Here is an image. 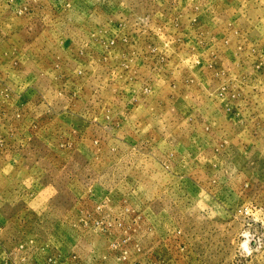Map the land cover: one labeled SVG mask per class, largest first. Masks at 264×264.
I'll use <instances>...</instances> for the list:
<instances>
[{
	"label": "rangeland",
	"instance_id": "1",
	"mask_svg": "<svg viewBox=\"0 0 264 264\" xmlns=\"http://www.w3.org/2000/svg\"><path fill=\"white\" fill-rule=\"evenodd\" d=\"M0 264H264V0H0Z\"/></svg>",
	"mask_w": 264,
	"mask_h": 264
}]
</instances>
